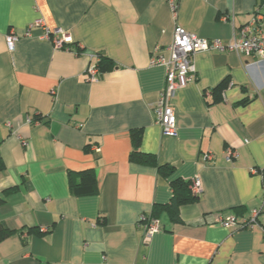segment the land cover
<instances>
[{
    "label": "crops",
    "instance_id": "crops-1",
    "mask_svg": "<svg viewBox=\"0 0 264 264\" xmlns=\"http://www.w3.org/2000/svg\"><path fill=\"white\" fill-rule=\"evenodd\" d=\"M38 19L71 37L68 51L41 28L26 36ZM251 21L264 37V0H178L175 18L166 0H0V264H264V61L195 55L172 100L176 137L156 124L165 69L149 66L155 48L168 57L176 27L225 43ZM94 56L110 64L90 83ZM135 139L174 174L130 161ZM87 170L97 193L76 197L68 173ZM177 178L199 180L198 201L145 241L141 218L169 202ZM253 211L251 228L217 223Z\"/></svg>",
    "mask_w": 264,
    "mask_h": 264
},
{
    "label": "built area",
    "instance_id": "built-area-1",
    "mask_svg": "<svg viewBox=\"0 0 264 264\" xmlns=\"http://www.w3.org/2000/svg\"><path fill=\"white\" fill-rule=\"evenodd\" d=\"M170 7L173 18L176 17L178 10V0H166ZM41 28L44 31L43 40L53 42L56 49H66L67 44L71 43V37L61 31H50L45 26L42 20H35L26 30V36H29L31 29ZM19 41V36L10 31L5 36V44L8 52H13L16 43ZM219 52V53H235L238 56H254L264 61V37L261 34L259 27L255 25V21L241 27L236 35L229 42H223L219 39L206 40L187 33L183 29L176 27L173 32L171 44L166 47L165 52L168 57L165 58L159 48H155L151 52L149 66L164 67L165 69V86L159 94L157 103L153 108L156 124L160 127L162 134L166 137H176V117L172 109V100L177 91L185 88L195 76V66L193 59L195 55L203 52ZM94 64L87 69L86 79L90 83H97L99 77V69L97 63L100 61L98 56L92 57ZM9 127V125H7ZM22 146L26 147L27 143L22 142ZM94 148V147H93ZM98 152V148H94ZM236 152L232 149L225 151V156L228 161L236 157ZM206 163L211 162L213 157L211 154L203 155ZM252 173H258L252 170ZM190 191L193 196H199L202 192L201 184L197 178L192 179ZM258 211H253L249 220H238L234 216L217 219V223L224 228L244 229L255 226ZM146 221L145 217L141 218V222ZM144 240L148 241L150 237L156 233L158 229L157 222L145 223Z\"/></svg>",
    "mask_w": 264,
    "mask_h": 264
},
{
    "label": "trees",
    "instance_id": "trees-1",
    "mask_svg": "<svg viewBox=\"0 0 264 264\" xmlns=\"http://www.w3.org/2000/svg\"><path fill=\"white\" fill-rule=\"evenodd\" d=\"M99 60L97 63L99 74L102 73L108 66L109 61H107L104 57L98 56ZM227 81L222 82L214 92L218 93V99L220 98V94L224 87H226ZM135 147L133 153L130 155V161L139 160L144 164H149L157 167V171L160 176L168 179L174 174V170L172 167H168L166 165H158L154 160V157L151 155H146L142 153H138L135 149L139 144V139L134 140ZM190 181L183 180L180 178L174 179L169 183L171 198L169 202L165 205H154L151 211V214L146 221L142 223L149 222H157L158 229H160V218L165 216L170 222H177L179 220V210L183 206H187L190 204H194L198 201L199 196H193L190 191ZM68 186L69 191L74 196H92L97 193V181L96 175L93 170H87L83 172H69L68 173ZM237 210V209H235ZM235 218L237 216H234ZM242 220V219H241ZM246 221L249 219H245ZM9 232L0 231V238L7 236Z\"/></svg>",
    "mask_w": 264,
    "mask_h": 264
}]
</instances>
